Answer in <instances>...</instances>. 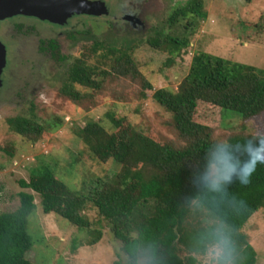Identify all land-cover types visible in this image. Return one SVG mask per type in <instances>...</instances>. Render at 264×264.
<instances>
[{"label": "rangeland", "instance_id": "rangeland-1", "mask_svg": "<svg viewBox=\"0 0 264 264\" xmlns=\"http://www.w3.org/2000/svg\"><path fill=\"white\" fill-rule=\"evenodd\" d=\"M87 1L96 3V15L73 14L63 24L26 15H12L0 21L4 36V39L0 37V43L5 45V66L0 77V214L18 208L19 193L33 195L35 209L28 218L27 231L34 244L25 258L34 264H128L121 243L114 239L109 223L99 217L96 209L88 206L83 213L91 223V230L101 232L99 242L92 245L86 230L41 210V192L47 183L33 180L30 174L41 164L51 167L54 175L74 190L91 178L111 177L119 169L113 163L98 161L73 133L76 128L92 119L108 132H116L107 120V115L115 112L117 120L140 129L157 143L173 141L175 135L168 125L171 116L151 96L158 89L176 91L189 71L195 52L264 70V0L249 3L202 0L206 18L189 39L190 45L182 57L171 64L166 61V53L149 47L144 41L160 29L171 32L165 27L166 19L174 9L192 0ZM187 18L192 19L189 15ZM129 21H141L143 25L132 27ZM184 23L175 31L183 33ZM185 32L184 36L190 33ZM69 33H85L71 56L83 55L88 59L92 51L86 46L91 41L107 43L115 39L119 43L120 38L128 36L130 43L137 47L135 57L140 71L152 86L143 92L146 97L141 98L140 84L125 81L108 85L102 95L96 94L95 106L75 105L60 97L57 92L66 71H58L51 54L42 52V43L45 47L53 41L59 44L62 54L71 53ZM81 46L85 47L83 52ZM88 62L94 64L93 59ZM1 79H5L3 87ZM30 104L34 105L40 122L48 123L53 118L63 120L59 130L44 133L35 144L16 135L6 125V119L26 115ZM231 114L198 102L193 120L209 127L215 140L235 134L252 136L257 128L264 129V112L244 121ZM260 159L264 161V155ZM21 180L35 183L36 188H20ZM213 223L203 209L191 206L185 227L193 231ZM241 233L256 254V264H264V207L250 217ZM177 248L183 264H191L190 259L193 264H205L201 252L190 251L182 244H177Z\"/></svg>", "mask_w": 264, "mask_h": 264}, {"label": "trees", "instance_id": "trees-1", "mask_svg": "<svg viewBox=\"0 0 264 264\" xmlns=\"http://www.w3.org/2000/svg\"><path fill=\"white\" fill-rule=\"evenodd\" d=\"M188 15L192 19L187 18ZM205 18L203 1L192 0L174 9L166 19L165 27L171 32L164 33L160 29L144 42L166 53L169 64L174 63L189 47V39ZM182 21L185 22L184 30L190 31L189 35L184 36L185 31H175L181 28ZM84 34L67 35L71 51L68 54H62L56 43H49L53 64L57 65L58 71H66L58 95L75 105L89 103L95 106L96 94L102 95L108 85L125 81L140 84L141 98H145L143 92L152 86L140 71L135 57L137 47L130 43L129 37L120 38L119 43L115 39L107 43L91 41L86 46L92 51L90 59L83 55L71 56L75 44L85 37ZM84 48L81 46L82 52ZM92 59L94 64L88 62ZM151 97L170 114L168 125L175 139L159 144L140 129L117 120L115 112L108 114L107 120L116 132H108L98 121L87 120L73 133L98 161L113 163L119 169L111 177L91 178L80 189L74 190L59 180L51 167L41 164L30 174L33 180L47 183L40 197L42 212L55 214L78 229L86 230L92 245L99 242L101 232L91 230V223L83 214L90 206L109 223L124 254L133 242H150L155 247L158 264H183L177 244L201 252L197 237L217 223L214 213H219L236 228L234 236L244 264H256V254L241 229L264 207V161L257 160L247 185L235 182L230 186V193L243 201L238 212L219 202L211 203L210 207L198 206L201 199L210 202L211 197L201 191L193 177L202 166L208 144L215 139L213 131L196 123L193 117L198 102L217 106L223 113L231 112L242 121L260 115L264 112V70L195 52L189 71L177 90L158 89ZM6 125L16 135L35 144L44 133L59 130L63 120L53 118L48 123L40 122L34 113V105L30 104L26 115L10 117L6 119ZM250 136L235 134L228 139L243 141ZM19 186L36 188L35 183L22 180ZM191 206L203 209L215 223L188 231L185 225ZM34 209L33 195L21 192L18 208L0 214V264H34L25 258L34 244L27 231L28 218ZM190 263L193 264L192 259Z\"/></svg>", "mask_w": 264, "mask_h": 264}, {"label": "clouds", "instance_id": "clouds-1", "mask_svg": "<svg viewBox=\"0 0 264 264\" xmlns=\"http://www.w3.org/2000/svg\"><path fill=\"white\" fill-rule=\"evenodd\" d=\"M262 155L264 129L261 128L243 141L219 138L209 143L202 166L193 180L203 193L211 197V201L201 199L198 206L210 207L211 203L219 202L238 212L243 207V201L230 193V186L235 182L247 185ZM214 214L217 223L197 237L205 264H244L234 236L235 226L224 215ZM125 255L128 264H158L155 247L150 242H133Z\"/></svg>", "mask_w": 264, "mask_h": 264}, {"label": "water", "instance_id": "water-1", "mask_svg": "<svg viewBox=\"0 0 264 264\" xmlns=\"http://www.w3.org/2000/svg\"><path fill=\"white\" fill-rule=\"evenodd\" d=\"M97 13L96 3L87 0H0V21L12 15H26L63 24L73 14ZM4 66L5 49L0 43V77Z\"/></svg>", "mask_w": 264, "mask_h": 264}, {"label": "flooded vegetation", "instance_id": "flooded-vegetation-1", "mask_svg": "<svg viewBox=\"0 0 264 264\" xmlns=\"http://www.w3.org/2000/svg\"><path fill=\"white\" fill-rule=\"evenodd\" d=\"M130 22V21H129ZM140 22V23H139ZM136 21L135 23H129V25H131L132 27H137V26H135L134 24H137V25H139V26H141V25H143L142 24V22L141 21ZM16 27H18V28H20L19 27V25L18 26H16ZM2 33V30H0V37H2V39H4V36H3V33ZM68 37V36H67ZM68 40H69V38H67ZM1 40V39H0ZM51 42H53V41H51ZM50 43V42H49ZM49 43H47V45L44 47V42L42 43V47H43V49H42V52H49L50 54H51V60L53 61V58H52V53H53V51H52V48L51 47H49ZM76 44H78V42L76 43ZM59 44H57V46H58ZM5 46V45H4ZM58 48H59V46H58ZM7 51V50H6ZM7 63H8V58H7V53H6V67H7ZM6 71V70H5ZM3 74V73H2ZM7 74V73H6ZM2 76V75H1ZM2 80V87L4 86V84H5V82H4V80L5 79H1Z\"/></svg>", "mask_w": 264, "mask_h": 264}]
</instances>
